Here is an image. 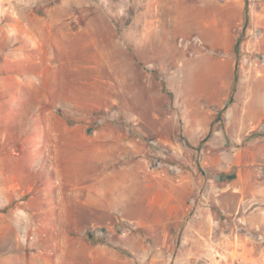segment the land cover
I'll return each mask as SVG.
<instances>
[{
  "label": "rangeland",
  "instance_id": "374dc122",
  "mask_svg": "<svg viewBox=\"0 0 264 264\" xmlns=\"http://www.w3.org/2000/svg\"><path fill=\"white\" fill-rule=\"evenodd\" d=\"M57 175L78 264H264V0H0V264Z\"/></svg>",
  "mask_w": 264,
  "mask_h": 264
},
{
  "label": "crops",
  "instance_id": "0c3cea01",
  "mask_svg": "<svg viewBox=\"0 0 264 264\" xmlns=\"http://www.w3.org/2000/svg\"><path fill=\"white\" fill-rule=\"evenodd\" d=\"M51 182L54 184V191L50 193L47 190H44V201L42 204L43 211L40 212L41 215H45V213L49 214L48 224L45 225L44 230L47 232L45 239L51 245L54 242L55 245V253L54 254H42L37 257L40 263L44 264H78V256L73 254L68 249L69 247V238L75 232L70 228L73 222H76L74 217L73 209L71 207V201L78 199L77 195L79 190L86 189L88 191L86 199L83 201L85 206L88 207H96L100 210H111V211H122L126 205V198L121 196H116L111 199L108 196L110 192H115V190H111L110 188H105L103 185L97 186H88L82 185L80 183L78 176H70L69 178H63L62 176H53ZM69 184L73 187V191L68 193V197H66V192L64 191L65 185ZM102 184V182H101ZM118 189V188H117ZM76 196V197H75ZM68 199V200H67ZM161 199V198H160ZM159 197L154 201V205H158L161 207L168 208L169 203L168 198H166L163 202H159ZM70 201V202H69ZM30 215V214H29ZM50 232H53L51 238ZM61 238L60 242L57 240ZM27 259H34L33 257L27 256ZM91 259H94L93 254H91Z\"/></svg>",
  "mask_w": 264,
  "mask_h": 264
},
{
  "label": "trees",
  "instance_id": "16d2710c",
  "mask_svg": "<svg viewBox=\"0 0 264 264\" xmlns=\"http://www.w3.org/2000/svg\"><path fill=\"white\" fill-rule=\"evenodd\" d=\"M245 19H246V21H248V10H246V12H245ZM239 47H240V40L237 42V45H236L237 51L239 50ZM236 81H237V78H236ZM221 113H222V111H221Z\"/></svg>",
  "mask_w": 264,
  "mask_h": 264
}]
</instances>
